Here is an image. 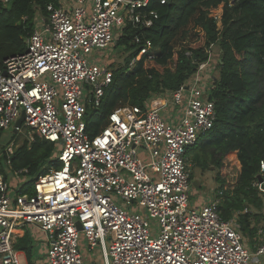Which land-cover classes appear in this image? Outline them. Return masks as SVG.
<instances>
[{"label": "built area", "instance_id": "2783aa9c", "mask_svg": "<svg viewBox=\"0 0 264 264\" xmlns=\"http://www.w3.org/2000/svg\"><path fill=\"white\" fill-rule=\"evenodd\" d=\"M165 2L57 0L47 17L34 18L26 51L0 63V129L14 130L23 113L15 134L56 144L62 162L37 177L32 195L12 192L0 171V264H20L14 244L25 225L46 233L47 264H89L94 251L103 264H263L264 229L252 252L240 212L223 219L220 197L189 202L187 151L215 122L210 59L178 91H165L158 107L120 106L96 136L85 134L87 105L98 108L112 82L91 55L115 44L127 25L150 28L158 16L150 6ZM150 51L145 41L130 67ZM14 149L4 151L7 159ZM257 177L264 199L263 162Z\"/></svg>", "mask_w": 264, "mask_h": 264}, {"label": "trees", "instance_id": "16d2710c", "mask_svg": "<svg viewBox=\"0 0 264 264\" xmlns=\"http://www.w3.org/2000/svg\"><path fill=\"white\" fill-rule=\"evenodd\" d=\"M50 4L56 5L57 0H7L5 4L0 0V63L26 51L34 18L37 13L47 17ZM149 9L158 14L150 28L127 25L113 44L127 55L122 66L105 63L112 71V82L98 108L87 105L85 134L96 136L107 125L109 114L120 106L144 108L153 95L178 91L217 45L218 74L209 96L215 106V122L187 151V157L201 170L214 167V197H220L217 210L225 220L234 212L241 213L237 221L243 242L255 251L264 215L263 195L253 187L264 163V0H166ZM135 36L140 38L139 44L134 43ZM145 41L151 43L150 53L130 67ZM4 139L0 129V143ZM8 142L1 148L0 171L15 194L32 195L38 176L62 166L56 156L59 147L52 142L36 138L29 144L23 140L7 159L4 149ZM19 171L22 182H12V173ZM245 209L248 212L242 213ZM14 248L31 261L34 244L28 230Z\"/></svg>", "mask_w": 264, "mask_h": 264}, {"label": "rangeland", "instance_id": "374dc122", "mask_svg": "<svg viewBox=\"0 0 264 264\" xmlns=\"http://www.w3.org/2000/svg\"><path fill=\"white\" fill-rule=\"evenodd\" d=\"M38 16H42V15H40V13H37L35 18H37ZM126 55H127L126 53L121 51L120 47L111 45L110 47L105 48L101 51L94 52L91 55V57H93L95 61L99 62L100 64H104L106 62L112 63L113 67L116 68L118 66L123 65V60L125 59ZM219 58H220L219 47L217 45H214L211 47L210 53H209L210 65L216 67V64H218ZM215 67L212 70L211 77L209 79L210 82H214V80L217 77L218 73H217V68L215 69ZM206 72L209 73L208 70H206ZM155 100H156V97L153 98V101ZM12 133H13V129L4 131L5 139L3 143H0V156L3 151V150L1 151V148L3 147V145H5L4 144L5 142L9 140L4 151L7 150L8 146L11 144L13 147L15 146L17 148L19 145L22 144V141L26 140L28 137V134H26L25 131H22L21 133H17V134H14V133L12 134ZM188 165H189V170H190V175H191L190 187H189V193H188L189 202L191 206H196V205L201 206L202 204H208L209 200L215 196V190H216L217 185L214 182V177L216 174V170L214 169L213 166H209L207 169L201 170L199 167H196L195 165H193V163L190 160V157H188ZM16 180L18 182V181H21L22 179L21 177H19ZM263 203H264V199H263ZM263 214H264V209H263ZM259 224L260 226L258 228L264 229V215H263L262 221ZM24 227L25 229L29 228L28 225H25ZM24 227H22L21 229H23ZM96 252L97 251H94L92 253L94 254V256L92 257L91 260H88L89 264H103L100 254H96ZM34 253L36 254V256L40 255L37 248L34 251Z\"/></svg>", "mask_w": 264, "mask_h": 264}, {"label": "crops", "instance_id": "0c3cea01", "mask_svg": "<svg viewBox=\"0 0 264 264\" xmlns=\"http://www.w3.org/2000/svg\"><path fill=\"white\" fill-rule=\"evenodd\" d=\"M164 92H161L157 95H153L149 100H147L144 105L148 108V109H152V108H156L158 107V105H160L161 100L163 98V94ZM156 97V100L153 101V98ZM170 99V98H169ZM153 102V103H152ZM12 177V176H11ZM13 179V177H12ZM17 180L13 179V182H15ZM20 182V181H18ZM12 183V182H11ZM212 199V198H211ZM29 228L26 229L29 231L31 238L33 240V244H34V249H33V255L31 258V261L29 262L25 256V254L21 251L19 252V260H20V264H47L46 262V250L48 247V241H47V235L46 233H44L43 231H41L37 226L35 225H28ZM25 233V227L23 229H19L16 234V240L15 242L21 238ZM259 240V239H258ZM39 244V245H38ZM38 250L40 255H37L34 253V251ZM89 259V258H88ZM263 264H264V259H263Z\"/></svg>", "mask_w": 264, "mask_h": 264}, {"label": "water", "instance_id": "95a60500", "mask_svg": "<svg viewBox=\"0 0 264 264\" xmlns=\"http://www.w3.org/2000/svg\"><path fill=\"white\" fill-rule=\"evenodd\" d=\"M23 121H24V114L22 113L20 115V117L17 119V121L15 122V124H14V127H15V129L13 130V133L14 134L16 133L17 128H20L21 127ZM257 178H258V180H260L259 177H257ZM77 227H78V230H81L79 224H77Z\"/></svg>", "mask_w": 264, "mask_h": 264}]
</instances>
